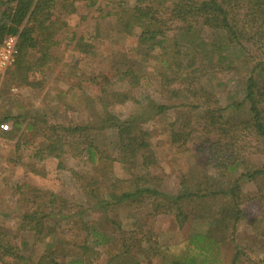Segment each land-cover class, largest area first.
Returning a JSON list of instances; mask_svg holds the SVG:
<instances>
[{
    "label": "trees",
    "instance_id": "1",
    "mask_svg": "<svg viewBox=\"0 0 264 264\" xmlns=\"http://www.w3.org/2000/svg\"><path fill=\"white\" fill-rule=\"evenodd\" d=\"M79 6L86 14L95 11L96 21L112 18L116 33L133 40L107 72L81 74L76 88L85 84L96 95L81 92V110L66 104L79 120L59 123L48 110L1 109L11 86L41 88L42 81L30 77L43 76L55 61L50 49L67 30L66 18L87 19ZM205 31L220 39L213 46L217 59L202 50ZM8 37L17 38L16 57L0 87V139L17 151L29 146L35 161L55 160L82 201L18 181L10 188L18 224L13 235L0 226V264H152L154 258L160 264H222L224 247L231 249L230 264H246L235 240L238 224L246 221L264 238V196L243 191L259 181L264 186V0H0V47ZM150 61L156 98L146 92ZM226 72L238 91L223 99L211 79ZM119 82L126 89L115 90ZM125 103L133 108L123 119L112 106ZM169 112L177 119L164 131L176 154L188 152L192 134L201 136L195 145L199 168L191 175L166 173L153 153L146 124L164 123ZM67 162L73 166L66 169ZM253 200L263 206L247 217L243 205ZM123 208L132 223L127 230L116 219ZM87 213L103 219L85 221ZM160 216L170 217L179 232L190 222L206 228L190 230L178 249L161 247L153 229ZM24 234L30 243L19 239Z\"/></svg>",
    "mask_w": 264,
    "mask_h": 264
},
{
    "label": "rangeland",
    "instance_id": "2",
    "mask_svg": "<svg viewBox=\"0 0 264 264\" xmlns=\"http://www.w3.org/2000/svg\"><path fill=\"white\" fill-rule=\"evenodd\" d=\"M78 10L79 15L82 14L87 19L81 21L78 16L66 18L68 28L61 35V46L51 51L55 57V61L50 66L44 68L43 76L33 75L30 77V81H42L41 88L31 89L25 86H11L6 91V94L4 93L2 98L4 101L1 104V109H9L13 114L19 111H28L29 109L39 111L48 110L54 113V121L59 123H67L70 118L74 121L79 120V112L68 111L65 107L66 104L73 105L74 108L81 110L82 106L78 98L81 96V92H86L91 97L96 95V91L93 92L91 87L85 84L80 86V90L76 88L81 74L89 75L107 72L111 65L110 60H119L123 52L131 47L133 40L128 37L123 38L116 33L112 18H103L96 21L94 17L98 16V14L95 11L86 14V10L81 6H79ZM70 33H75V37L68 43L66 38L70 39ZM202 38L205 42L204 47L201 46L202 50L205 52L206 47L208 53L216 55L215 58L217 59L216 49L213 46L216 43L219 44V37L211 32L205 31L202 34ZM64 45H67V49L63 47ZM222 53L226 56H233V58L239 55V53L234 52L232 49L226 52L222 49ZM212 62L215 63L216 61ZM222 62L224 65H227L228 61ZM236 62H239V60ZM204 63H208V61H204ZM147 65V73L145 72V76L150 77L148 80L150 86L148 87L149 91L146 92H149L152 98H156L157 79L154 78L156 65L151 63V61ZM3 75L0 76V87L3 82ZM213 77L215 76L213 75ZM211 82L213 83V87L216 86L215 84L219 85V95L225 94L223 99L226 98L227 92L238 91V84L227 72L220 75L217 74L216 79L212 78ZM1 88L0 92L3 91ZM114 89L121 91L126 89V85L119 82L115 85ZM132 108L131 103H125L112 106V111L124 119L130 114ZM166 116L162 124H157L155 120L146 124V127L153 134L151 138L153 153L156 156L159 166L166 173L174 174L177 171H183L191 175L199 168L198 165L200 162L197 158L198 155L196 156L195 145L201 140V136L197 133L192 134L187 143L188 152L176 154L174 149L169 145L167 132L164 131V128L169 123L175 121L177 117L170 112ZM35 145L31 143L30 148ZM28 147L22 145L17 151L12 142L0 139V209L7 212L6 216H0V226L11 232L12 235L15 233L18 224V210L16 197L10 193V188L21 179L25 178L30 183L60 192L74 203H81L82 201V196L74 181L69 176V173L66 170H57V162L55 160L38 162L31 159ZM80 165L84 169L88 168L84 164ZM72 166L73 164L71 162L65 163L66 169ZM257 183L258 185L246 186L243 190L244 194L248 197H253L258 196L261 192L264 196L263 184L260 181ZM262 206V203L253 200L246 202L243 208L247 217H252L259 214ZM127 212L123 208L118 211L116 218L125 230L130 229L132 225L130 219L127 217ZM83 219L85 221L99 222L102 221L103 214L87 213L83 216ZM189 225L183 231L179 232L176 230L175 224L170 217H157L154 219L153 229L157 234L158 244L161 247L168 246L178 249L182 246V241L190 230H204L206 228L201 223ZM20 236V238L18 237L20 240L23 239L29 243L31 242L29 235L24 234ZM235 240L238 246L245 252L246 264H249V260H264V238L256 236L246 221L238 224ZM231 255L232 253L229 247L222 248V264H230ZM171 256L172 254L170 253L166 254L167 258ZM152 264H160V259L154 258Z\"/></svg>",
    "mask_w": 264,
    "mask_h": 264
},
{
    "label": "built area",
    "instance_id": "3",
    "mask_svg": "<svg viewBox=\"0 0 264 264\" xmlns=\"http://www.w3.org/2000/svg\"><path fill=\"white\" fill-rule=\"evenodd\" d=\"M16 37H8L2 47H0V75L9 69L15 61L16 57Z\"/></svg>",
    "mask_w": 264,
    "mask_h": 264
},
{
    "label": "crops",
    "instance_id": "4",
    "mask_svg": "<svg viewBox=\"0 0 264 264\" xmlns=\"http://www.w3.org/2000/svg\"><path fill=\"white\" fill-rule=\"evenodd\" d=\"M61 35H62V33H61ZM61 35H58V38H57V44H56V46H54L53 48H51L50 50L52 51L54 48H56V47H60L61 46V41H60V38H61ZM74 35H75V33H70V38L72 39V38H74ZM66 40H67V42L69 43V40L70 39H68V38H66ZM67 43V44H68ZM64 48H66L67 47V45H64L63 46ZM51 54H52V52H51ZM53 55V54H52ZM54 56V55H53ZM3 75V74H2ZM1 76V75H0Z\"/></svg>",
    "mask_w": 264,
    "mask_h": 264
}]
</instances>
